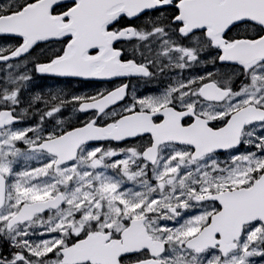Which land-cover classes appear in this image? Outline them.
I'll use <instances>...</instances> for the list:
<instances>
[{
  "label": "snow or ice",
  "instance_id": "6c2138e0",
  "mask_svg": "<svg viewBox=\"0 0 264 264\" xmlns=\"http://www.w3.org/2000/svg\"><path fill=\"white\" fill-rule=\"evenodd\" d=\"M0 264H264V0H0Z\"/></svg>",
  "mask_w": 264,
  "mask_h": 264
},
{
  "label": "flooded vegetation",
  "instance_id": "af4514ba",
  "mask_svg": "<svg viewBox=\"0 0 264 264\" xmlns=\"http://www.w3.org/2000/svg\"><path fill=\"white\" fill-rule=\"evenodd\" d=\"M133 83H136V82L133 81ZM49 84L52 87H64L69 91H76L79 93H94L98 89L109 87V85L103 84V83H86V82H81L77 80H73L72 83L68 85L63 84V83L52 84L51 82H49ZM138 87L142 89L144 86L141 84V85H138ZM70 113H71V108L69 107L68 109L65 110L64 115L68 116Z\"/></svg>",
  "mask_w": 264,
  "mask_h": 264
}]
</instances>
